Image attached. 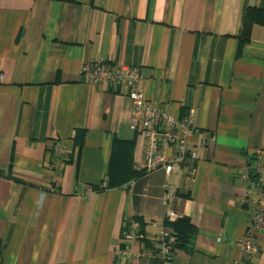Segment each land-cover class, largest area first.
I'll list each match as a JSON object with an SVG mask.
<instances>
[{
  "label": "crops",
  "instance_id": "0c3cea01",
  "mask_svg": "<svg viewBox=\"0 0 264 264\" xmlns=\"http://www.w3.org/2000/svg\"><path fill=\"white\" fill-rule=\"evenodd\" d=\"M261 13L264 0H0V264H163L164 224L184 237L173 264H234L264 210ZM99 60L139 71L156 107L191 111L193 176L138 172L131 100L82 75ZM130 218L144 234L132 243ZM253 241L249 264H264V224Z\"/></svg>",
  "mask_w": 264,
  "mask_h": 264
},
{
  "label": "built area",
  "instance_id": "2783aa9c",
  "mask_svg": "<svg viewBox=\"0 0 264 264\" xmlns=\"http://www.w3.org/2000/svg\"><path fill=\"white\" fill-rule=\"evenodd\" d=\"M82 75L90 81H110L116 88L126 95L132 102V110L129 118L130 128L140 132L144 139V150L136 168L142 173H150L163 168L168 180L172 172H180L183 166H187L188 174L193 176L196 163L199 159L198 150L189 147V137L192 132L191 111L180 118L175 117L166 109L153 105L144 93L142 75L139 71L127 65H112L108 61L99 60L92 65H85ZM3 74H0V80ZM173 149V156L169 157L167 151ZM54 165L56 168L67 160V149L63 142L54 141L53 147ZM255 184L264 187V166H255ZM175 197V188L164 186L163 201L169 205ZM250 203V202H249ZM252 204L250 205V207ZM179 215L167 208L165 219L168 222L175 221ZM123 228V238L128 242L143 239L144 234L140 230L138 221L130 218ZM264 224V210L258 207L251 208V221L245 235L238 241L240 256L234 264H249L253 254L257 251L253 238L260 226ZM160 245V253L163 264H173L175 251L179 243L178 236L173 228L164 224L157 237ZM130 248L126 246L117 250L119 255H129Z\"/></svg>",
  "mask_w": 264,
  "mask_h": 264
},
{
  "label": "trees",
  "instance_id": "16d2710c",
  "mask_svg": "<svg viewBox=\"0 0 264 264\" xmlns=\"http://www.w3.org/2000/svg\"><path fill=\"white\" fill-rule=\"evenodd\" d=\"M260 15H262V13ZM261 17H260V21H264V15H262ZM244 40H246V39H244ZM138 172L141 173V171H138ZM0 174H2V173L0 172ZM173 230L176 232V234L178 236L179 243L177 246H179L181 243H183L184 237L180 233H178L174 228H173Z\"/></svg>",
  "mask_w": 264,
  "mask_h": 264
}]
</instances>
